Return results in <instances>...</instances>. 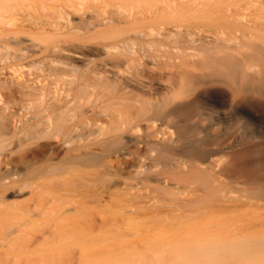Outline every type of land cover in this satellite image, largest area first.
<instances>
[{"label": "bare ground", "instance_id": "bare-ground-1", "mask_svg": "<svg viewBox=\"0 0 264 264\" xmlns=\"http://www.w3.org/2000/svg\"><path fill=\"white\" fill-rule=\"evenodd\" d=\"M211 1L0 0V180L15 172L16 162L29 161L11 160L7 145L53 139L67 148L61 162L89 166L94 177L113 176L118 165L123 199L115 207L130 222L150 224L137 241L144 264H264V193L238 177L231 195L220 194L218 159L205 151L213 140L194 138L201 133L195 126L166 131L174 116L186 123L195 113L184 87L195 77L264 92V9L261 27L237 25L216 10L215 18L200 17L213 35L178 32ZM147 59L158 75L145 72ZM155 75L167 92L153 87ZM173 82L184 86L173 92ZM180 182H199L200 196L167 204L142 191L172 198L184 192ZM204 194L216 197L215 218L210 230L200 231V222L190 219L200 213ZM17 243L0 245V264H46L35 257L19 262L12 252L32 243ZM105 251L101 238L94 255L101 259ZM65 264H73L71 257Z\"/></svg>", "mask_w": 264, "mask_h": 264}, {"label": "rangeland", "instance_id": "rangeland-1", "mask_svg": "<svg viewBox=\"0 0 264 264\" xmlns=\"http://www.w3.org/2000/svg\"><path fill=\"white\" fill-rule=\"evenodd\" d=\"M263 9L264 0H213L203 6V12L199 9V19L195 13L185 19L184 26L181 23L182 27H179L178 32L185 34L190 31L195 38L213 35L216 33L214 27L200 21V17L211 14L215 18L217 14L212 11L216 10L221 11V16L224 13L228 15L229 21H234L237 25L261 27ZM181 18L179 17L180 20ZM194 19L198 20L193 22ZM224 30L226 35H229L230 31L225 28ZM170 49L173 51V47ZM149 62L148 59L144 62L145 72L150 74L149 71L153 70L151 74L158 75L159 70L151 68ZM156 77L155 75L153 87L159 94L167 92L168 84L158 78L157 80ZM195 78L185 86L179 82L171 84L173 92L182 86L189 91L188 99H191L195 113L188 119L187 124L178 116H174L170 120V129L166 131L177 133L186 126H195L201 133L194 138L207 135L213 140L205 151H214V157L218 159L214 163L213 171L216 173L214 188H217L220 194L231 195L238 177L249 178L251 187L264 193V92L258 87L254 90L244 89L238 82L231 83L217 76ZM130 137L126 135L124 140H129ZM13 145L6 147V152L11 153L10 159L16 162V159L18 161L26 157L29 161L25 164L20 161L15 163L18 168L16 170H19L13 173L16 174L15 178H12L11 174V177L4 176V179L0 180V245L8 243L10 239L18 242L17 244L32 243L29 250L13 251V257L21 263L33 257L46 264H65L70 261V257L73 264L145 263L142 262L143 254L140 253L144 250L137 247L140 244L137 241L139 236L149 229L150 224L130 222L126 220L128 213L115 207L118 199H123L122 193L119 194L123 189L117 177L118 165L115 164L112 169L115 172L117 170L113 176L102 179L94 177L89 166L69 161L67 163V159L61 162L64 160L63 154L67 156V148L58 145L53 139L38 140L23 147ZM130 149H133V146H130ZM44 154L45 157L49 155L47 159L50 162L46 161ZM51 159H56V162L53 163ZM205 163L207 161H204ZM104 167L98 166L97 169L102 171ZM10 178L11 183L8 182ZM4 182L10 185L6 186L8 183L4 185ZM177 189L184 192L172 198L152 189L142 191L157 202L167 204L178 202L180 198L191 193L200 196L199 182L189 185L180 182ZM100 192L104 196H101ZM214 197L204 194L203 206L199 207L200 216L191 215L192 223L200 222V231L208 230L213 224L215 213L211 206L214 204ZM101 238H104L106 251L100 259L94 252ZM66 258H69V261Z\"/></svg>", "mask_w": 264, "mask_h": 264}]
</instances>
